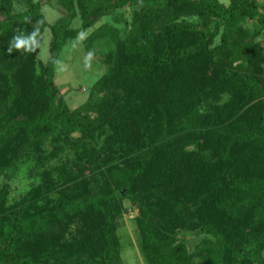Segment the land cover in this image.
<instances>
[{
	"label": "trees",
	"instance_id": "obj_1",
	"mask_svg": "<svg viewBox=\"0 0 264 264\" xmlns=\"http://www.w3.org/2000/svg\"><path fill=\"white\" fill-rule=\"evenodd\" d=\"M36 1L0 0V179L47 138L84 127L87 108L70 111L55 81L64 48L117 10L128 8L132 21L125 38L103 26L87 39L115 46L95 85L114 94L72 144L76 171H51L53 189L44 183L12 207L9 187L0 191V264H125V200L140 211L145 264H264V49L260 33L242 28L264 25V4L57 0L62 16L43 63L38 51L7 52L13 36L39 28L42 37L49 27ZM16 2L26 11L14 14ZM107 129L100 153L93 138ZM177 174L206 187L195 204L211 240L193 253L178 242L190 211L169 195Z\"/></svg>",
	"mask_w": 264,
	"mask_h": 264
},
{
	"label": "rangeland",
	"instance_id": "obj_2",
	"mask_svg": "<svg viewBox=\"0 0 264 264\" xmlns=\"http://www.w3.org/2000/svg\"><path fill=\"white\" fill-rule=\"evenodd\" d=\"M57 0H37L36 3L40 7V14L48 24L43 36L40 38L38 46V59L46 63L50 59V43L52 42L51 27L61 18L62 14L56 7ZM222 5L228 6L229 0H218ZM26 11L24 3L16 2L14 4L13 13L20 14ZM131 15L128 8L117 10L112 14L101 19L88 32H81L78 38L68 45L62 51L59 61L56 65L55 81L61 89L62 95L67 102L70 111L74 112L79 109L87 108L83 113L85 120L84 127L79 131L64 136L56 134L46 139L43 147L39 150H31L29 157L22 159L11 171L0 179V191L5 187H9L8 207L17 204L21 199L33 188L41 185H50L54 188V179L50 184L46 183L50 176L49 173L57 175L62 167L68 165L76 171L78 166L77 157L74 154L72 144L76 140H81L83 130L88 123L87 120H97L98 108L103 102L110 100L113 91L98 92L95 89L97 82L108 73L111 64L108 63L110 55H115L116 49L110 39H101L90 47L87 39L103 26H112L118 29L121 37L125 38L130 33ZM194 21V20H192ZM196 22V21H195ZM82 25L80 16L73 23V29H80ZM242 28L252 33H260L258 42L264 49V25L259 20L244 23ZM221 39L215 41L214 46H218ZM264 69V68H263ZM264 71V70H263ZM264 76V72H263ZM119 95L122 93L117 92ZM224 101L227 98L224 97ZM203 112L206 113L209 107L202 105ZM107 133V134H106ZM109 129L105 132H98L93 138V145L100 153H104L110 144L108 135ZM194 147L189 148L190 152H194ZM58 153L56 158H52V153ZM56 171V172H55ZM180 175V173H179ZM56 177V178H57ZM45 183V184H44ZM206 191L204 183H190L186 180L180 181L178 174L176 175L169 195L174 197L184 209L190 211V216L186 219L185 228L178 234V242L186 245L190 253L200 248L202 241L211 240L210 236L203 230L202 225L207 220L205 214L197 211L195 202L198 196ZM56 195L54 194L53 197ZM123 222L122 227L118 231V236L122 242V259L125 264H145V260L140 250V237L138 234V219L140 211L131 205L128 200L123 202ZM78 225L73 224L70 232L76 233ZM83 231H78L77 237L80 239ZM76 237V236H75Z\"/></svg>",
	"mask_w": 264,
	"mask_h": 264
},
{
	"label": "clouds",
	"instance_id": "obj_3",
	"mask_svg": "<svg viewBox=\"0 0 264 264\" xmlns=\"http://www.w3.org/2000/svg\"><path fill=\"white\" fill-rule=\"evenodd\" d=\"M41 33L39 28L28 33L27 35L21 33L12 37L10 45L7 47L8 54L20 53H35L40 44Z\"/></svg>",
	"mask_w": 264,
	"mask_h": 264
},
{
	"label": "built area",
	"instance_id": "obj_4",
	"mask_svg": "<svg viewBox=\"0 0 264 264\" xmlns=\"http://www.w3.org/2000/svg\"><path fill=\"white\" fill-rule=\"evenodd\" d=\"M255 1L260 3V4H264V0H255Z\"/></svg>",
	"mask_w": 264,
	"mask_h": 264
}]
</instances>
